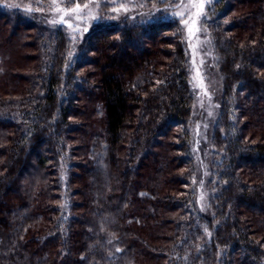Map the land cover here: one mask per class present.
Masks as SVG:
<instances>
[{"label":"trees","instance_id":"1","mask_svg":"<svg viewBox=\"0 0 264 264\" xmlns=\"http://www.w3.org/2000/svg\"><path fill=\"white\" fill-rule=\"evenodd\" d=\"M144 6L76 43L0 6V264H264V0L206 6L200 160L177 3Z\"/></svg>","mask_w":264,"mask_h":264},{"label":"rangeland","instance_id":"2","mask_svg":"<svg viewBox=\"0 0 264 264\" xmlns=\"http://www.w3.org/2000/svg\"><path fill=\"white\" fill-rule=\"evenodd\" d=\"M211 1L202 0L204 7L199 10L200 15H192V19H189L187 25L184 20L189 18L190 13L187 7H181L180 4L188 5L190 0H179L176 9V13L180 17L184 28L194 84L197 89L195 102V116L197 118L195 147L197 148L198 160H200L202 143L206 144L205 150L211 147L210 133L220 107L221 78L215 67L209 33L201 21L205 14L206 6ZM197 2L199 3L201 0H197ZM10 4L18 5L19 7L6 6ZM76 4L81 6V13L87 12L89 14H74V18L69 19L68 15H64V11H67L70 7L75 8ZM105 4L109 6L105 7ZM0 6L5 7V9L16 8L27 11L30 14L43 16L47 23L57 26L66 32L74 43L80 41L86 31L101 22L117 20L124 15L140 16L142 18L151 15L147 6H144V0H75V3H70V0H0ZM196 11V8L191 9L192 14ZM193 20L195 21L194 24ZM189 28L192 29L191 33ZM200 164L206 165L205 160H202ZM199 192L202 193V191ZM200 193L199 203L203 202V204H206V199L204 198L206 194L200 195Z\"/></svg>","mask_w":264,"mask_h":264},{"label":"snow or ice","instance_id":"3","mask_svg":"<svg viewBox=\"0 0 264 264\" xmlns=\"http://www.w3.org/2000/svg\"><path fill=\"white\" fill-rule=\"evenodd\" d=\"M161 2L163 3H168V0H161ZM179 0H174V3H178ZM70 3H75V0H70ZM8 7H19L18 5H6ZM109 5L105 4V7H108ZM181 7H187L188 10H189V18L188 19H185L184 20V23L187 25L189 23V19H192V15H195V16H199L200 15V9H202L204 7V4L201 0V2H197V0H190L189 4L188 5H183V4H180ZM80 5L79 4H76L75 8H69L67 11H64V10H60V11H64V15H68L69 16V19H73L74 18V14L76 15H79V14H82V15H88L89 13L85 12V13H81L80 12ZM85 7H87V5H85ZM192 8H196L197 11L192 14L191 13V9ZM62 19V17H61ZM195 23V21L193 20V24ZM192 29L189 28V32L191 33Z\"/></svg>","mask_w":264,"mask_h":264}]
</instances>
